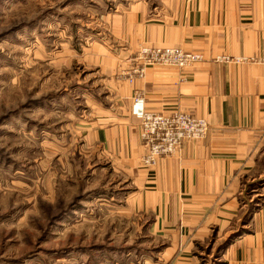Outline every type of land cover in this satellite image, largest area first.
Listing matches in <instances>:
<instances>
[{
	"label": "crops",
	"instance_id": "0c3cea01",
	"mask_svg": "<svg viewBox=\"0 0 264 264\" xmlns=\"http://www.w3.org/2000/svg\"><path fill=\"white\" fill-rule=\"evenodd\" d=\"M100 21V42L86 49L84 66L101 74L102 93L87 98L77 129L86 147L128 174L133 208L152 216L149 233L163 247L138 264H264V66L216 60L264 54V0H127ZM143 47L179 48L202 60L149 67L130 83L121 73ZM141 109L191 114L208 132L146 169ZM243 192L262 201L218 254L243 216Z\"/></svg>",
	"mask_w": 264,
	"mask_h": 264
},
{
	"label": "rangeland",
	"instance_id": "374dc122",
	"mask_svg": "<svg viewBox=\"0 0 264 264\" xmlns=\"http://www.w3.org/2000/svg\"><path fill=\"white\" fill-rule=\"evenodd\" d=\"M125 1L0 0V264H138L163 247L152 216L133 208L128 174L77 129L87 98L102 93L86 49ZM256 194L243 192L218 254L245 232Z\"/></svg>",
	"mask_w": 264,
	"mask_h": 264
},
{
	"label": "built area",
	"instance_id": "2783aa9c",
	"mask_svg": "<svg viewBox=\"0 0 264 264\" xmlns=\"http://www.w3.org/2000/svg\"><path fill=\"white\" fill-rule=\"evenodd\" d=\"M135 65L121 73L130 83L142 78L149 67L160 66L185 69L202 60L197 53L185 52L179 48L143 47L135 57ZM221 63L250 64L264 66V54L250 58L221 56L216 59ZM135 105L142 103L140 95L133 97ZM208 132V125L202 118L186 113L163 115L140 110V137L145 154L142 166L146 169L156 165L159 159L179 154L183 144L203 139Z\"/></svg>",
	"mask_w": 264,
	"mask_h": 264
},
{
	"label": "trees",
	"instance_id": "16d2710c",
	"mask_svg": "<svg viewBox=\"0 0 264 264\" xmlns=\"http://www.w3.org/2000/svg\"><path fill=\"white\" fill-rule=\"evenodd\" d=\"M241 233H233L231 235H229V237L227 238V240L225 241V243L223 245H225V247L237 236H239Z\"/></svg>",
	"mask_w": 264,
	"mask_h": 264
}]
</instances>
